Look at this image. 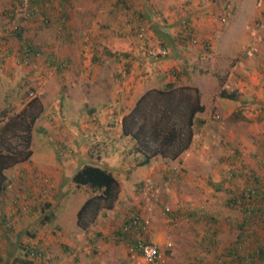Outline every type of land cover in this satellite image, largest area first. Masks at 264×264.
Here are the masks:
<instances>
[{
	"label": "rangeland",
	"instance_id": "obj_1",
	"mask_svg": "<svg viewBox=\"0 0 264 264\" xmlns=\"http://www.w3.org/2000/svg\"><path fill=\"white\" fill-rule=\"evenodd\" d=\"M72 1L65 11L67 14L64 22L67 24L70 20L67 16H73L78 10L79 14H74L75 21L78 22L75 35H80L82 41L86 35L90 39V37L96 38L98 34L105 40V44L100 43L98 39H96L97 45L94 48L90 46L91 39L87 46L81 41V44L74 42V45L73 43L64 44L61 41L55 43L52 49L58 52L56 53L60 59L64 57L67 50L65 45L71 52L79 51L78 48L82 49L76 58L71 57L69 61L65 60L66 64L62 73L66 72V75L58 76L55 67L48 68L40 55L30 64H26V61L18 55V41L11 37L7 38V28L11 27V23H8L9 12L2 13L9 6V0H0V111L7 108L8 117H12L28 108L29 114L35 115L30 124L29 141L32 153H35L33 164L30 165L28 160L14 164L28 163L30 165V168L26 167L29 172L27 181L32 190L31 194L34 195L24 198L22 196L24 194L18 192L22 198L11 201L8 205L7 209H13L12 212L21 210L24 204L30 207L29 213L27 209H22L23 216L16 218L19 222L16 223L15 229L26 230L25 226L32 224L30 228L32 231L36 230L38 239H41L44 233L45 236L41 242L47 245V264L76 263L73 260L74 254H71L69 249H64L65 252L61 248L62 245L52 247L45 242L47 233L54 237L53 232H59V230L51 225L49 220L42 226L39 224L37 217L48 208L44 200L41 206L34 207L36 201L34 197L38 193L45 197L56 193L54 188L58 187L56 173L59 166L65 165V168L73 172L75 167L78 166L79 169L85 165L81 163L82 160L92 158L91 162H98L100 166L106 167L117 181L116 198L112 202L114 204L108 209L100 207L93 211L92 208H88L81 215H77L83 203L91 197V194L86 195L87 191L91 192L90 189L80 186L73 189L75 192L70 194V198H64L65 201L61 203L62 208L59 213L65 212L64 215H68L69 209L76 210V223L78 225L79 220L81 224H84L83 227L78 226L84 230V234H88V241L97 232L106 236L107 243H103L108 246L112 245L110 246L112 252L109 253L114 254V257L109 259L108 254L101 256V264L108 262L111 264L112 260L121 262V264H135L134 261L137 258L132 257L136 250L135 246L119 245L114 240L116 239L115 234L126 217L133 211H137L139 215L151 221L148 231L133 236L158 244L166 255L168 264H191L196 261L198 264H217L215 255L218 253V256H222V253L232 246L236 238L235 231L231 229L230 224L237 212L235 213L226 204V198L230 195L226 190L232 185L240 187L243 183L238 178L239 175L229 180L231 169L246 171L250 168L261 169L260 164L264 161V0H194L193 9L190 8L192 6L183 4L187 0H151L153 11L151 17L154 21L159 22L160 20L161 23L168 24L172 17L179 16L183 19L189 14L194 15L195 20L203 26H210L209 30H215L210 49L206 52L197 51L198 54L194 56L189 53L192 59L183 61L186 67L181 70H186L189 81L179 84H175L172 80L175 75L170 72L171 62L161 65L155 61L165 57L158 56L162 52L154 57L152 62L151 59H147L144 62L145 65L143 62H137L136 57L130 58L132 63L129 61V65L125 63L126 56L122 54L123 52L130 54L129 50H139L142 47L140 40L135 41L138 37L134 35L133 29L136 27L134 24L137 20L134 19L133 14L128 16L131 12L117 13L115 18H110L113 16L108 12V8L111 7L110 0ZM225 1H230V5L227 11H222L220 5L223 6ZM23 8L25 7L16 8L17 19L26 15L27 10ZM84 8L87 11L83 13ZM223 12L226 13L227 18H223ZM53 17H58V14H53ZM125 20L129 22L122 23ZM100 25H105V28L101 29ZM186 26L187 28L182 29L181 32L191 29L197 33L193 24L188 23ZM51 32L56 34V29L52 28ZM161 40L163 41L162 38ZM197 45L202 46L201 43ZM73 47L75 50H71ZM163 48L157 44L152 51H162ZM107 52L111 54H106ZM97 53L99 55H96L94 60L93 56ZM188 62L196 67V73L187 69ZM153 63L158 70L157 73L163 72V84L174 81V86L177 87L192 86L199 89L200 101L205 107L203 113L200 114V117L204 119V124L188 141L185 113L179 115L182 117L177 122V129L181 131V142L178 145L186 144V147L179 151L175 158L157 156L153 157L150 163L140 166L137 162L140 161L141 156L137 151L134 155L136 143L130 135H125L126 139L119 141L118 151L111 148L112 138H120L119 135L123 134V118L133 107L121 117L119 116V124L114 123L113 127L109 128L108 134L106 133L107 138L103 133H98L95 139L100 143L95 148L92 146L96 140L93 141L94 139L89 137L92 134L90 131L92 123L87 121L88 110L93 106L100 110V99L102 103L104 99L109 98L110 100L106 102L113 103V112L117 113L119 107L111 94L115 90H120L119 86L122 85L121 81L125 78L127 70L133 69L137 73L136 76H129L131 81L127 94L131 99L127 97L125 104L134 100L132 102L135 106L136 101L146 91L163 88V86L158 87L150 76V71L154 67ZM177 73L181 74L180 69ZM132 76L135 77L132 79ZM144 79L147 82L146 89L138 96L140 93L138 85L142 86ZM104 86L108 89L107 91ZM221 88L228 91L236 89L238 100L232 101L220 97ZM180 93L188 94L190 101L193 100L190 97H193L194 93L193 95L185 91H180ZM62 95L65 98H61ZM34 100L41 106V110L37 111L35 107H27V104ZM64 103L68 105L65 106ZM151 104L152 101L150 106ZM182 104L185 106L187 102ZM157 105L160 106V102ZM174 106L171 105L172 108ZM101 111L104 112L103 109L98 111V116L104 118L105 115ZM176 112L179 113L180 110ZM179 116L174 115L176 118ZM7 120L0 122V130L6 127ZM79 121H82L79 125L81 130L84 127L86 129L83 133L78 131V138H75L71 132L73 126L79 124ZM120 127L121 131H119ZM22 139L12 137L13 144L25 148ZM234 150L240 152L241 158H232ZM45 154L48 159L43 158ZM134 158L137 159L134 160ZM9 168L4 169L2 181L6 189H9L7 192L0 193V203L3 200L2 197L10 195L13 189V185L8 187V184L9 180L13 179L12 175L15 171ZM217 185L221 188L216 189ZM80 196H87V199L81 200ZM64 222L67 223L64 228L66 236L71 229L68 227L70 220ZM214 229L216 234L211 235ZM262 235H264V230L261 231ZM2 238L5 237L2 236ZM4 240H6L4 246L6 242H9V245L8 248H1L0 256L6 264H22L23 261L19 258H24V254L21 248L19 250L18 245L27 246L36 242V239L28 238L25 233H21L18 238L13 235ZM1 241L3 242L0 239ZM168 242L172 244L171 249H167ZM92 247L99 248V246L78 247V251L86 252L82 255L80 264L89 263L90 257L87 256V250ZM175 250H178L176 259L174 255L169 256V251L175 252ZM180 254L183 255L180 256Z\"/></svg>",
	"mask_w": 264,
	"mask_h": 264
},
{
	"label": "trees",
	"instance_id": "obj_2",
	"mask_svg": "<svg viewBox=\"0 0 264 264\" xmlns=\"http://www.w3.org/2000/svg\"><path fill=\"white\" fill-rule=\"evenodd\" d=\"M146 3V11L140 13L141 16L135 12H131L132 16L135 17L136 27H134V35L138 37L137 41L140 40L142 43V51L146 57L154 58L158 54L152 52V47L149 45L147 33L140 25L143 20L146 19L144 16L149 14L150 17L153 14L151 9V0H144ZM29 5L27 14L24 17L16 18V8L17 6H22L24 0H10L9 6L5 8L2 13L9 12V22L11 27L7 28L8 37L14 38L19 43V56L26 61V64L38 59L40 55L45 60L47 67H55L57 74H63V69L65 67V60L69 61V57L64 55L62 59L57 56V51L53 49L50 50L49 45H45L37 41L36 38L32 36H27V29L30 23H35L39 21V24L50 26L53 23L57 25L53 28L56 29L55 38L58 40H67V32L70 30L64 22V17L67 14L61 13L57 18L51 17L55 7L60 9V12H65L67 7L72 0H28ZM135 4V0H110L111 10L109 13L114 14V10H120L119 8H125L126 10L129 6V10ZM230 5V1H225L223 6L220 5L222 11H227ZM163 12V10H162ZM223 18H227L226 13L223 12ZM42 16V19L40 17ZM139 16V17H138ZM221 17V19L223 20ZM57 19V20H56ZM225 21V20H224ZM223 21V22H224ZM140 24V25H139ZM105 27V25H102ZM187 28L185 25L183 29ZM37 27H35V30ZM102 29V28H101ZM6 31V29H5ZM31 31V30H30ZM181 43L185 46L197 45L201 43L202 49L206 52L211 48L213 40V32H209L207 35H202L196 33L191 29H187L181 32ZM70 36V35H69ZM38 38V36H37ZM144 42V43H143ZM161 48L164 46V52L160 53L158 56L163 55L167 57L169 55V50L165 41H159ZM108 54V53H106ZM109 54H111L109 52ZM113 54V53H112ZM126 56V53H122ZM118 57V54H116ZM93 59H96V54ZM129 65V62H126ZM185 66V65H184ZM178 68H172L170 72L177 77ZM223 78V77H222ZM174 83L166 84L163 88L159 90H148L142 94L136 101L135 106L130 110V112L123 118V135H130L131 138L136 143V151L140 154L141 159L137 162V165H145L150 163L153 157L165 156L175 158L178 156L179 151L186 147V144L178 145L180 141V132L177 129L178 119L181 117L179 115H185V125L188 127V141L194 133L198 132L199 129L204 124V119L200 117L203 113L205 107L200 101V92L197 87L186 86L177 87ZM180 91H185V93H191L193 95V100L190 101L188 94L183 95ZM219 95L222 98H227L232 101L238 100V91L236 89L228 91L225 88L219 90ZM187 99H186V98ZM152 104L150 106V102ZM174 101V102H173ZM160 102V106H158ZM183 102H187V105L183 106ZM171 105H175L174 108ZM35 107L36 110H41V106L37 104V101H32L27 104V107ZM150 106V107H148ZM180 110L177 113V110ZM37 113V112H36ZM9 112L7 108L0 111V122L6 121V127L0 130V193L6 191V185L2 183L4 176L3 171L7 167L20 162L29 160L32 154L30 148V135H31V121L34 120L35 115L29 114L28 108H25L22 112L16 113L12 117H8ZM174 115L179 117H174ZM19 131V132H18ZM22 133V134H20ZM23 138L24 147L21 148L20 145L13 144L12 137ZM183 143V142H182ZM187 143V142H185ZM180 146V147H179ZM178 148V150H175ZM257 156V155H256ZM232 158H241L240 152L234 150ZM234 162V161H233ZM261 169L250 168V170H235L231 169L230 179L234 176L239 175L238 178L242 180L243 185L238 187L237 185H232V187H227L226 192L230 194L226 198V204L231 207L235 213V219L231 222V229L235 231L236 238L232 242V246H229L222 256H216L217 264H264V235L261 236V231L264 230V161L260 164ZM252 167V166H251ZM73 182L77 187L85 186L90 189L91 197L88 198L78 211L77 215H81L88 208L98 210L100 207L103 209L110 208L114 203L113 200L116 198V184L117 181L113 174L99 165L85 164L83 167L79 168L72 177ZM233 181V180H232ZM236 181V180H235ZM234 184V183H232ZM221 188L220 185L216 186V189ZM93 194V195H92ZM102 201H104L102 203ZM38 202V203H37ZM2 203V201H1ZM0 203V206H1ZM43 203L41 200H37L34 203V207L41 206ZM13 209H4L0 207V226L4 230L3 236L6 238L16 237L25 233L28 238L36 239L27 246H19V250L24 254V258H19L23 261L22 264H41L47 263V245L43 244V238L38 239L36 230L32 231L31 228L26 230L21 228L19 230L16 228V223L19 222L16 218H21L23 212L18 209L12 212ZM92 211V213H94ZM28 213L30 212V207L28 208ZM27 213V214H28ZM195 213V212H194ZM51 214V213H50ZM49 214V215H50ZM133 214H138L137 211L130 212L126 217V220ZM170 214V213H169ZM192 214V212L190 213ZM48 215V216H49ZM47 213L43 211L37 219L39 224L44 225L50 218ZM213 219V218H212ZM78 225L83 227L78 220ZM85 228V227H84ZM82 229V228H81ZM210 231V230H209ZM212 232V231H210ZM96 233V232H95ZM216 230L214 229L213 234L215 235ZM129 234L124 235V239H127ZM1 238V233H0ZM136 239V240H135ZM212 239V237H210ZM250 243H246L247 241ZM212 241V240H211ZM125 242H131L134 246L138 245V238H135L132 233H130L129 238ZM213 242V241H212ZM8 248V246H4ZM20 251V252H21ZM218 254V253H217ZM246 259V262H244ZM3 258L0 256V264H6L3 262ZM191 264H198V261Z\"/></svg>",
	"mask_w": 264,
	"mask_h": 264
},
{
	"label": "crops",
	"instance_id": "obj_3",
	"mask_svg": "<svg viewBox=\"0 0 264 264\" xmlns=\"http://www.w3.org/2000/svg\"><path fill=\"white\" fill-rule=\"evenodd\" d=\"M187 1H184L183 4H185V5L188 4V6L189 5L192 6L190 8L193 9V7L195 5V1L194 0H192L193 2H189V1L187 2ZM9 2H10V0H9ZM80 4H81V2H80ZM146 4L147 3L144 0H135V4L132 6V8L130 10H129V6L126 7V8H128L127 10H125V8H119L120 10H114L115 13L112 14L113 16L110 17V18H115L117 13H123L125 11L133 12V13L136 11L135 13L138 14L139 16H141L140 13L143 12V11H146V8H147ZM112 5L113 4H111V6ZM110 9H111V7L108 8V12L110 11ZM111 10H113V9H111ZM86 11H87V9H85V8L82 10L83 13L86 12ZM51 12L53 14H58V15H60L61 13H66V12H60V9H57L56 7L53 10H51ZM74 14H79L78 10L75 11ZM74 14L71 17L69 15L67 16V18H70V20H68V23L66 24V26L70 28V30H68V32H67V36H68L67 40H58V38H55L56 36H54L55 33L52 34L51 29L57 25V21H56V23H53L51 26L49 24L42 25V24H38V23L37 24L30 23L28 25L29 28L32 27V26H35V27H37V29L35 30V27L27 29V34L26 35L28 37L32 36V37L36 38V40L40 41V43H42V44L49 45L50 50L52 49V46H54V44L58 43L59 41H61L64 44L65 43H73L72 45H74V42L77 43V44H81V42H82V43H85V46H87L88 43H89V40L91 39L90 46H92V48H94V46L97 45L96 39H98L100 41V43L105 44V40L103 38L99 37L98 34H97L96 38L95 37H90V39L86 35L87 38L84 37V39H82V41H81V36L80 35H75L76 25H78V22L75 21ZM131 15L132 14H129L128 16H131ZM146 15L147 16H144L146 19H144L143 23H141V25L140 24L139 25L142 28H144V30L146 31L147 35H149V37L147 36L149 45L152 48H155L156 45L159 44L158 42L161 41V38H162L163 41H165V43L167 44V48L169 50V55L167 57H164L165 59L164 58H162V59L160 58V59H156L155 61H157L158 64L161 63V65L162 64L164 65L165 63L171 62V65H172L173 69L174 68L180 69V71H181L180 76L177 77V78H176V76H173L172 80H174L175 82L171 80L172 82H170V83L174 82L175 84L176 83L179 84L181 82L183 83V81L188 82L189 81V77L187 76L186 70H181V69H184L186 67V66H184L185 64H183V61L186 60V59L187 60L192 59L191 56H189L190 54H193V56H194V54H198L197 51L198 52H202L203 49H202V46H200V45H195V46L188 45V46H185V45H183L181 43V31H182L183 27L185 25H187L188 23H191V24L194 25L193 27L195 28V30L198 33L202 34V35H207V33L214 32L215 30L211 31V30H209L210 26L209 27L208 26H203L202 23H198V20H195L196 18L194 17V15H189L188 14L183 19H180L179 16H175V18L172 17L170 19V23H168V24H163V23L160 22V20H159V22H157L156 20L154 21L153 18L150 17L149 14H146ZM51 17H53V16H51ZM108 19H109V17H108ZM127 22H129V21L125 20L122 23H127ZM99 27L100 28H105V27H102L101 25ZM37 36H38V38H37ZM150 36L153 37V38H151ZM55 39L58 40V41H56ZM135 41L137 42V39H135ZM65 47L67 48V50L65 51V55L68 56L69 58H71V57L76 58L77 54L80 53L81 50H82L81 48H78L79 51L76 50V52H74V51L71 52L70 49L68 50V46L67 45H65ZM98 48H99V44H98ZM141 48L142 47H140L139 50H136V49L129 50L130 54H126L125 63L129 62V61L132 63L130 58H134V57L138 58L137 62H139V63L143 62V65H145L144 62H146L147 59L148 60L151 59V62H152L154 60V58L152 59V58L146 57V55L143 53L144 51H142ZM71 50H75L74 47L71 48ZM107 53L109 54V52H107ZM96 55H99V54L97 53ZM139 55H141V56H139ZM153 65H154V67L150 71V73H151L150 76H151L153 82L156 83V85L158 87H160V88L162 86L164 87L166 84H163L164 83L163 82V79H164L163 72H158L157 73L158 70L155 68V64L154 63H153ZM188 65L189 66H188L187 69H189V71H192L193 73H196V67L194 65H190L189 62H188ZM156 66H159V65H156ZM142 71H143V69H142ZM136 73L137 72H135L133 69L127 70L125 78H123V80L121 81L122 85L119 86L120 90H115V92L114 93L112 92V94H111V97L113 99H115L114 102H116L118 107H119V109L117 110V113L113 112V108H114V106L112 105L113 103L106 102L107 100H110L109 98L108 99L106 98L107 100L104 99V101L102 103H101V99H100V104H101V106H100L101 109L100 110H102V109L104 110V112L101 111L105 115L104 118H101L100 116H98V111H100L98 109V107H94L93 106V107L89 108V110H88L89 118H87V121L89 123H92V126H91L92 130H90L92 134L89 135V137L94 139L93 141L96 140L95 138L98 136V133H103L106 136V138H107L108 137L107 134L109 132V128L111 126L113 127L114 123L115 124H119L118 119L121 117V115H124L125 113H127L134 106L133 102H132L134 100L130 101V103L126 102V104L124 103V101H125V99H127V97H128V99H131V97L128 96V94H127L128 86L130 85V81H131V78L129 76L130 75H135L136 76ZM57 75L58 76H65L66 72L63 73V74H57ZM135 76H132V79ZM144 81L146 82L145 79L142 80V82H144ZM145 82H144V84H142V86L138 85V89L140 91V93H138L139 91L137 92L138 96L140 94H142V92L145 91L146 85H147V82L146 83ZM165 82L167 83V80ZM139 87H141V88H139ZM104 89H105V91L108 90L105 86H104ZM105 97H107V96L105 95ZM61 98H65L64 95H62ZM64 105L67 106L68 103H64ZM80 115H81V113H80ZM76 118H79V117H76ZM81 122L82 121H79V124H75V126H73V129H72L71 133H72V135L75 138H78V136H77V132L78 131L83 133L85 131V129H86V127H84L83 130H81V127H79ZM119 131H121V127L119 128ZM119 136H120V138H118V137H116V138L113 137L112 138V141H111L112 150L114 149L115 151H118L119 150V146H120L119 145L120 144L119 141H122V139H126V137H127V136L123 135L122 133ZM99 143L100 142L98 140H96L92 147L95 148ZM97 149H98V147H97ZM133 153H134V155H136L137 154L136 150H134ZM34 154L35 153L33 152L32 153V157H30V159L28 160V162H30V165L33 164V155ZM91 155H92V153L90 154V156ZM43 158H47L48 159V156L45 154V157H43ZM91 159L92 158H86V159L82 160L81 163L83 162V164L85 163V164H90V165L91 164H96V165L100 166V163H98V162L93 163V162H91ZM136 159L137 158H134V160H136ZM30 165L28 163H21L19 165H14V166H11L9 168L10 170H11V168L14 169L15 173L12 175L13 179L9 180V184H8V187L13 185V189H11L10 195H7V197H2L3 200H2L1 206L4 207V209L9 208L8 205L11 203V201H15L16 199H20V198H22V196L25 198V197H29V196L34 195L33 193L31 194L32 190L30 189L29 183L27 181V179L29 178V172L26 170V167L28 166L30 168ZM9 169H7V170H9ZM76 169H78V166L75 167V169H73V172L77 171ZM73 172H70L68 170V168H65V165L59 166V169H58V171L56 173V177H57V180H58V187L54 188L56 193H54V194L52 193L50 195V197L48 195H46L47 197H45V196H43V195L38 193L36 195V197H34L36 199L41 200L42 203H44V201H46L45 204H46L48 209L47 210L44 209L43 211H44V213L45 212L47 213V216L51 213L48 216V217H50V218H48L49 221L51 222L50 224L56 226V228L59 230V232L56 231L57 233L53 232L52 235L54 237H51L50 235H48L49 233H47L45 242L48 243L49 246H52V247L60 244V245H62L61 248L63 250L66 249V248L69 249L70 253L74 254L73 260L76 261V263H71V264H80L82 255L86 253V252H84V253L81 252V250L78 251L79 250V248H78L79 246H86V247L87 246H99L98 249H97V247H92L91 249H95L94 251L91 250V249L87 250V256L90 257L88 264H101L100 263L101 256H104L105 254H108V258L109 259H113V257H114V254H110L109 253V252H112L111 251V247H110L112 245L108 243L109 244V246H108V245L103 243V242L107 243L105 241L106 240V236H104L100 232H97L95 235L94 234L92 235V238L90 239L91 241L90 240L88 241V234L87 233L84 234V230L81 229L76 223V221H77L76 220V213H77L76 210L69 209V214L68 215H64V214H66L65 212L63 214L59 213V210L62 208L61 203H63L65 201L64 198L65 197H66V199L70 198V194H74V192H75L73 189H76V187H77L75 185V183L72 181ZM56 177H54L55 180H56ZM8 189H6L5 192H7ZM18 192H20L21 194H24V195L19 196ZM89 194H90V192L88 193V191H87L86 195L88 196ZM80 197H81V200H86L87 199L85 196H80ZM68 219L70 220V223H69L68 227L71 228V229L69 230L70 233L67 232V234L65 236L64 233H66L65 232L66 229H64V228L66 227L67 223H65L64 221L65 220L67 221ZM29 223H27V224H29ZM31 225L32 224H30L28 226H25V228L27 229ZM61 225H63V226H61ZM53 230H55V229L53 228ZM101 231L105 232L106 229H105V231L104 230H101ZM3 232H4V230L1 229V226H0V233H1V238L0 239L3 240V242L2 241L0 242V250H1L2 247H4V241H6V240H4L6 237L2 238ZM118 233H119V231L115 235H117ZM43 236H45L44 233L42 234V238H43ZM108 238H109V236H108ZM111 238H113V236H111ZM84 239L86 241H84ZM114 240L117 241L115 243H119V245L122 244L123 246H132V244H130V243L128 244L125 241H123L122 239H117V240L114 239ZM8 245H9V242H6L5 246H8ZM158 247H159V245H158ZM62 249H60V252H62ZM84 249L86 250L85 247H84ZM91 251H93V252H91ZM171 255H174V257L176 259L178 257V250H175V252H170L169 251V256H171ZM182 255L183 254H180V256H182ZM217 255H215V257ZM132 257H134V255H132ZM48 259H50V258H48ZM41 264H44V263H41ZM45 264H47V263H45ZM107 264H110V262H108ZM111 264H121V262H116V261L112 260Z\"/></svg>",
	"mask_w": 264,
	"mask_h": 264
},
{
	"label": "built area",
	"instance_id": "obj_4",
	"mask_svg": "<svg viewBox=\"0 0 264 264\" xmlns=\"http://www.w3.org/2000/svg\"><path fill=\"white\" fill-rule=\"evenodd\" d=\"M29 5L28 0H24V4L22 5L23 9H27ZM21 7V6H17ZM16 10V9H15ZM27 14V11L25 12ZM153 52V51H152ZM160 52H164V49L158 50L157 52H153L155 54H158ZM23 210H28L27 205H22L21 206V211ZM169 210V208H167ZM151 225V221L148 218H145L139 214H133L131 215L127 220L123 222L119 229V233L116 235V239H124V235L132 233L133 235L135 234H141L143 232H146L149 230ZM132 246H134L133 243ZM168 247L167 249H171L172 244L171 242H168L166 244ZM135 253L134 257L137 258L135 264H168V260L164 252H162L157 244L150 243V241H146L144 239H138V245L135 246ZM138 252V253H137Z\"/></svg>",
	"mask_w": 264,
	"mask_h": 264
}]
</instances>
